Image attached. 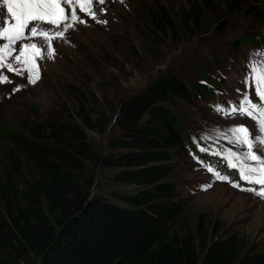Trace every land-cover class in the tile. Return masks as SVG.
I'll list each match as a JSON object with an SVG mask.
<instances>
[{
  "label": "trees",
  "instance_id": "obj_1",
  "mask_svg": "<svg viewBox=\"0 0 264 264\" xmlns=\"http://www.w3.org/2000/svg\"><path fill=\"white\" fill-rule=\"evenodd\" d=\"M212 1L188 0L177 21L196 26ZM238 3L228 9L264 21L262 7ZM166 6L155 0L146 16L162 34L174 31ZM242 40L258 42L253 34ZM208 93L172 71L159 74L118 102L110 119L115 135L101 156L84 128L102 130L105 121L89 106L80 102L74 120L65 107L42 117L26 104L34 117H22L25 133L0 129L8 143L0 153V264H264V250L221 233L217 220L183 218L178 182L168 178L188 138L169 104ZM88 164L112 169L107 191L93 190Z\"/></svg>",
  "mask_w": 264,
  "mask_h": 264
},
{
  "label": "rangeland",
  "instance_id": "obj_2",
  "mask_svg": "<svg viewBox=\"0 0 264 264\" xmlns=\"http://www.w3.org/2000/svg\"><path fill=\"white\" fill-rule=\"evenodd\" d=\"M154 1L105 0L100 4L94 0L95 19L77 8L85 22L75 23L63 38H54L51 56L40 37L17 43V51L24 43H35L40 48V57L34 58L40 78L29 83L27 71L17 75L0 69V74L11 81L0 84V129L6 124L25 133L20 124L22 117H34L27 113L26 104H33L42 117L65 107L78 120L75 112L82 102L90 107L93 117L101 115L105 121L102 130L84 128L94 152L101 156L109 151V141L115 135L110 119L122 98L141 91L165 71L192 84L206 85V96H196L191 102L175 98L169 104L188 133L168 176L178 182L181 216L190 219L202 214L207 220H217L221 233L235 232L264 250V198L241 190L258 186L242 181L239 171L230 168L226 158L229 150L247 151L245 146L229 142L230 129L246 125L255 130V122L247 116L216 111L217 107L227 111L239 102L241 93L237 90H244L242 81L249 61L264 60V21L251 19L238 7L231 11V0H213L209 10L201 11L196 26L188 22L190 28L186 29L177 21V15L180 8L187 7L188 0H159L170 9L174 21V31L162 34L152 29L146 19ZM238 1L239 7L255 3L264 9V0ZM0 16L11 21L6 6ZM217 20L222 22L220 27ZM38 26L56 31L48 24ZM247 34L258 38L256 45L242 40ZM17 87L19 91H14ZM250 96L258 102L254 89ZM7 145L0 134V153ZM257 148L254 143L253 151ZM260 153H264V147ZM88 166L93 173V190L107 191L112 169ZM217 172L228 179H217ZM234 182L240 187H233Z\"/></svg>",
  "mask_w": 264,
  "mask_h": 264
},
{
  "label": "snow or ice",
  "instance_id": "obj_3",
  "mask_svg": "<svg viewBox=\"0 0 264 264\" xmlns=\"http://www.w3.org/2000/svg\"><path fill=\"white\" fill-rule=\"evenodd\" d=\"M98 2L103 4L105 0ZM93 3L94 0H0V11L6 6L11 21H14L12 23L0 16V69H7L17 75L27 71L29 83H35L40 77L34 58L40 57L41 50L35 43H24L17 51L15 47L17 43L40 37L47 43L48 55L51 56L54 53L51 41L54 38H63L65 32L75 23L85 22L78 16L77 8L89 17L96 18ZM41 24H48L56 31L43 29L38 26ZM10 82L6 75L0 74V84ZM242 83L244 90L242 92L237 90L241 93L239 102L235 106H230L227 111L220 107H217L216 111L228 116L236 114L247 116L255 122V130L248 129L246 125L230 129L232 139L229 142L243 145L247 151L237 153L229 150L226 158L228 166L239 171L242 181L258 186L241 190L253 192L254 195L264 198V153L258 154L260 148L264 147V60L249 61V70L245 73ZM252 89L255 90L258 102L251 99ZM14 91H19V87ZM254 143L258 146L256 152L253 151ZM200 151L205 149L201 148ZM208 171L213 170L209 168ZM215 175L222 181L228 179L218 172ZM232 186L239 188L240 184L234 182Z\"/></svg>",
  "mask_w": 264,
  "mask_h": 264
}]
</instances>
